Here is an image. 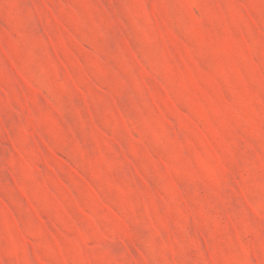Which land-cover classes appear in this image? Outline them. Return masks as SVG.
<instances>
[{
  "label": "rangeland",
  "instance_id": "1",
  "mask_svg": "<svg viewBox=\"0 0 264 264\" xmlns=\"http://www.w3.org/2000/svg\"><path fill=\"white\" fill-rule=\"evenodd\" d=\"M0 264H264V0H0Z\"/></svg>",
  "mask_w": 264,
  "mask_h": 264
}]
</instances>
